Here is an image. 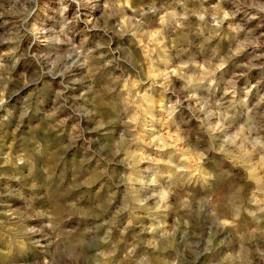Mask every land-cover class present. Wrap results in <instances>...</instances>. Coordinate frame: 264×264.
Returning <instances> with one entry per match:
<instances>
[{
  "label": "clouds",
  "instance_id": "clouds-1",
  "mask_svg": "<svg viewBox=\"0 0 264 264\" xmlns=\"http://www.w3.org/2000/svg\"><path fill=\"white\" fill-rule=\"evenodd\" d=\"M0 264H264V0H0Z\"/></svg>",
  "mask_w": 264,
  "mask_h": 264
}]
</instances>
